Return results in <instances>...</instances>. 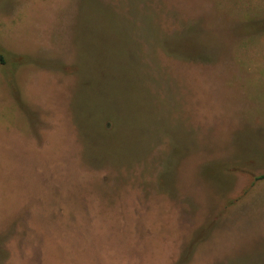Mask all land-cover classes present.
<instances>
[{"label": "rangeland", "instance_id": "1", "mask_svg": "<svg viewBox=\"0 0 264 264\" xmlns=\"http://www.w3.org/2000/svg\"><path fill=\"white\" fill-rule=\"evenodd\" d=\"M264 0H0V264H264Z\"/></svg>", "mask_w": 264, "mask_h": 264}, {"label": "trees", "instance_id": "2", "mask_svg": "<svg viewBox=\"0 0 264 264\" xmlns=\"http://www.w3.org/2000/svg\"><path fill=\"white\" fill-rule=\"evenodd\" d=\"M261 177H264V175H262Z\"/></svg>", "mask_w": 264, "mask_h": 264}]
</instances>
